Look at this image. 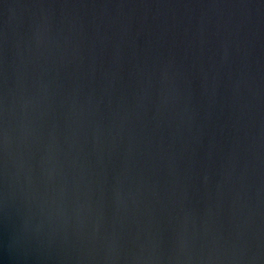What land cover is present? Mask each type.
<instances>
[{"label":"water","instance_id":"obj_1","mask_svg":"<svg viewBox=\"0 0 264 264\" xmlns=\"http://www.w3.org/2000/svg\"><path fill=\"white\" fill-rule=\"evenodd\" d=\"M0 264H264V0H0Z\"/></svg>","mask_w":264,"mask_h":264}]
</instances>
